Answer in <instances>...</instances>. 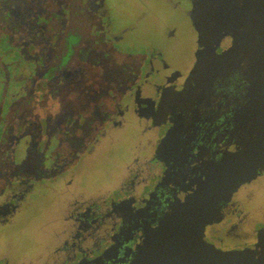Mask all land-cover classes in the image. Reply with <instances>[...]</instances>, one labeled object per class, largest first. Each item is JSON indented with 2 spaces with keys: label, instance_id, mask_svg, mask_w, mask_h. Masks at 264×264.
Segmentation results:
<instances>
[{
  "label": "flooded vegetation",
  "instance_id": "flooded-vegetation-1",
  "mask_svg": "<svg viewBox=\"0 0 264 264\" xmlns=\"http://www.w3.org/2000/svg\"><path fill=\"white\" fill-rule=\"evenodd\" d=\"M257 123L264 0H0V264H132L195 167ZM32 209L20 251L8 230ZM218 217L208 247L257 246L264 172Z\"/></svg>",
  "mask_w": 264,
  "mask_h": 264
},
{
  "label": "water",
  "instance_id": "water-1",
  "mask_svg": "<svg viewBox=\"0 0 264 264\" xmlns=\"http://www.w3.org/2000/svg\"><path fill=\"white\" fill-rule=\"evenodd\" d=\"M262 172L264 124L257 123L219 162L195 167L196 177L184 185L159 228L147 233L132 264H264V235L257 246L228 254L208 247L203 238L221 205Z\"/></svg>",
  "mask_w": 264,
  "mask_h": 264
},
{
  "label": "rangeland",
  "instance_id": "rangeland-1",
  "mask_svg": "<svg viewBox=\"0 0 264 264\" xmlns=\"http://www.w3.org/2000/svg\"><path fill=\"white\" fill-rule=\"evenodd\" d=\"M127 143L128 141L121 147L117 148V155L118 159L120 158V160H123L124 158V153L123 151H121V149H123ZM105 165L106 164H100L98 166L97 172L92 177L94 182L100 184L107 180L106 169L109 167H105ZM24 219L25 221L21 220L12 229L8 230V238L14 241V243L17 245L18 250L30 252L34 246L31 235L36 229V226L38 224L37 222H40V218L38 217V213L32 209L25 215Z\"/></svg>",
  "mask_w": 264,
  "mask_h": 264
}]
</instances>
